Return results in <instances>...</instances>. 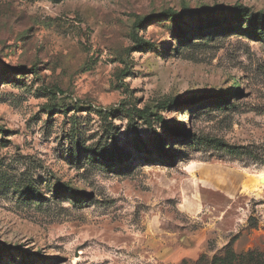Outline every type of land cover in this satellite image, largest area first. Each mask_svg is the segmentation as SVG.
Segmentation results:
<instances>
[{
    "label": "rangeland",
    "instance_id": "374dc122",
    "mask_svg": "<svg viewBox=\"0 0 264 264\" xmlns=\"http://www.w3.org/2000/svg\"><path fill=\"white\" fill-rule=\"evenodd\" d=\"M263 175L264 0H0V264L264 260Z\"/></svg>",
    "mask_w": 264,
    "mask_h": 264
},
{
    "label": "trees",
    "instance_id": "16d2710c",
    "mask_svg": "<svg viewBox=\"0 0 264 264\" xmlns=\"http://www.w3.org/2000/svg\"><path fill=\"white\" fill-rule=\"evenodd\" d=\"M25 67H19L18 70L24 71ZM249 262L248 264H264V260L253 258V255L249 254ZM206 257L203 256L197 263L194 264H201L203 261H205ZM235 261H238V259L232 254V251L230 250L229 246L225 249L224 255L221 257H216L213 259L211 264H234ZM239 264H242L241 258L239 259ZM188 264V263H185Z\"/></svg>",
    "mask_w": 264,
    "mask_h": 264
},
{
    "label": "bare ground",
    "instance_id": "6f19581e",
    "mask_svg": "<svg viewBox=\"0 0 264 264\" xmlns=\"http://www.w3.org/2000/svg\"><path fill=\"white\" fill-rule=\"evenodd\" d=\"M261 178H264V175Z\"/></svg>",
    "mask_w": 264,
    "mask_h": 264
}]
</instances>
